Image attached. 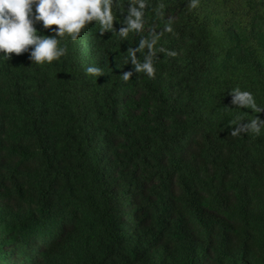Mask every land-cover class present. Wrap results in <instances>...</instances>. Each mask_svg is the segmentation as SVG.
<instances>
[{"label":"trees","instance_id":"16d2710c","mask_svg":"<svg viewBox=\"0 0 264 264\" xmlns=\"http://www.w3.org/2000/svg\"><path fill=\"white\" fill-rule=\"evenodd\" d=\"M145 21L0 59V264H264V128L231 134L264 113L229 95L264 108V0H147ZM153 31L155 75L125 81Z\"/></svg>","mask_w":264,"mask_h":264},{"label":"clouds","instance_id":"9594fccd","mask_svg":"<svg viewBox=\"0 0 264 264\" xmlns=\"http://www.w3.org/2000/svg\"><path fill=\"white\" fill-rule=\"evenodd\" d=\"M127 4V7H125ZM198 0H189V7H195ZM147 0H0V59H11V54L17 55L28 52L29 59L36 64L51 63L66 54V46L60 45V39L66 34L72 41H76L86 26L96 22L99 24L101 34L115 31L122 38H127L130 33H141L145 28V8ZM119 16H124L121 21ZM42 22L44 28L52 25L58 26L51 29L54 35H40L37 23ZM116 22L121 23L117 31ZM167 32H172L173 27L169 22L165 25ZM158 33L154 31L149 37L142 36L136 47L127 50L126 64L131 63L133 70L123 72L122 78L127 81L133 72H143L153 77L156 72L155 59H158L155 45L158 42ZM31 46V47H30ZM147 49L143 60L137 53ZM163 51V49H160ZM170 51L169 55H175ZM102 69L89 66L86 72L98 76ZM233 105L251 107L256 112L264 113V108L256 105L251 92L234 89L230 94ZM264 128V119L256 116L251 121L241 124L231 130L232 135H237L242 130L260 133Z\"/></svg>","mask_w":264,"mask_h":264}]
</instances>
